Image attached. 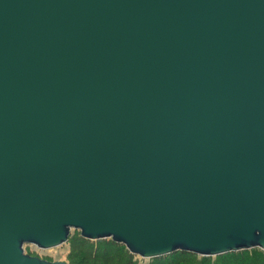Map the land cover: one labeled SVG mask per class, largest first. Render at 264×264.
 <instances>
[{
  "label": "water",
  "instance_id": "water-1",
  "mask_svg": "<svg viewBox=\"0 0 264 264\" xmlns=\"http://www.w3.org/2000/svg\"><path fill=\"white\" fill-rule=\"evenodd\" d=\"M70 228L264 249V0H0V264Z\"/></svg>",
  "mask_w": 264,
  "mask_h": 264
},
{
  "label": "trees",
  "instance_id": "trees-1",
  "mask_svg": "<svg viewBox=\"0 0 264 264\" xmlns=\"http://www.w3.org/2000/svg\"><path fill=\"white\" fill-rule=\"evenodd\" d=\"M67 264H135L132 254L119 242L109 238L92 241L79 234L66 238ZM149 264H264V249H239L208 255H196L189 251L175 250L158 256Z\"/></svg>",
  "mask_w": 264,
  "mask_h": 264
},
{
  "label": "rangeland",
  "instance_id": "rangeland-1",
  "mask_svg": "<svg viewBox=\"0 0 264 264\" xmlns=\"http://www.w3.org/2000/svg\"><path fill=\"white\" fill-rule=\"evenodd\" d=\"M75 234H78V230L75 228H70L67 236H68V238H70V236H73ZM98 239H102V238H98ZM90 240L95 241L97 239H90ZM22 248L25 252L37 255V256L42 257V258L66 260L65 255H66V252L68 251V241L65 240L64 242H61L57 245H54L51 247H45V248H41V247H38L32 243L26 242V243L22 244ZM248 249L249 250L250 249L251 250L252 249L259 250L260 248L250 247ZM131 254H132V259L134 260L135 264H149L150 262L158 259V256L164 255V254H161V255H157V256L143 257V256H138V255L133 254V253H131ZM165 254H167V253H165ZM195 255H196V257L200 256L199 254H195ZM208 256H210L212 258L214 255H208Z\"/></svg>",
  "mask_w": 264,
  "mask_h": 264
}]
</instances>
